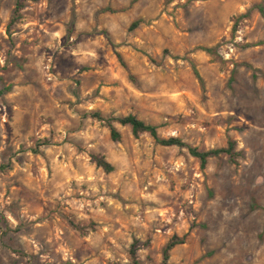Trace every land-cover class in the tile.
Here are the masks:
<instances>
[{"label":"rangeland","instance_id":"1","mask_svg":"<svg viewBox=\"0 0 264 264\" xmlns=\"http://www.w3.org/2000/svg\"><path fill=\"white\" fill-rule=\"evenodd\" d=\"M16 3L0 0V264H130L133 239L162 264L173 236L167 264H264V0ZM92 113L241 156L202 169L116 123L112 142Z\"/></svg>","mask_w":264,"mask_h":264},{"label":"trees","instance_id":"2","mask_svg":"<svg viewBox=\"0 0 264 264\" xmlns=\"http://www.w3.org/2000/svg\"><path fill=\"white\" fill-rule=\"evenodd\" d=\"M23 6V0H17L15 13L17 17H19V11L22 9ZM17 17L12 19V22H15L17 20ZM136 24L133 25L135 27ZM132 27V28H133ZM206 53L211 54L212 49H205ZM117 58L120 62V64L127 69V66L123 62L121 56L117 54ZM198 80H200V83H202L201 78L199 77L198 73L195 72ZM264 77V75H263ZM91 118L105 123L106 127L109 130V136L110 140L114 143H119L121 141V135L117 131V129L114 126V123L122 126V127H129L131 130V133L134 138H138L142 134L149 135L156 145L165 147V148H178L180 150H187L188 153L195 159H197L200 163V167L202 169H205L208 161L212 158H218L221 156H225L228 158L229 162L233 165L238 164V158H240L241 154L237 151V143L235 141L229 140L227 142V146L220 148V149H214L207 152H201L197 148H193L190 145L183 142L181 139L176 137H170L167 139L160 138L157 132V127L153 125L146 124L145 122L138 119L135 115L129 114L124 117H117V118H108L105 119L102 117L99 113H92ZM90 161L92 164H94L97 168L101 169L103 172L109 174L113 172L114 167L108 163L103 157L98 155H91ZM186 236L184 237H177L173 236L164 246L162 251V264H167V262L170 259V253L178 246L185 244ZM139 247V241L136 239H133V242L130 246L129 250V257H130V264H140L138 258H137V251Z\"/></svg>","mask_w":264,"mask_h":264}]
</instances>
